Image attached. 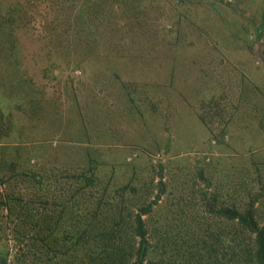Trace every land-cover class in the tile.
I'll return each mask as SVG.
<instances>
[{
	"label": "rangeland",
	"instance_id": "1",
	"mask_svg": "<svg viewBox=\"0 0 264 264\" xmlns=\"http://www.w3.org/2000/svg\"><path fill=\"white\" fill-rule=\"evenodd\" d=\"M54 1L57 6L53 0H1L21 9L23 20L16 29L20 81H31L28 93L45 110L42 119L2 102L0 179L12 173L15 162H22L19 169L29 162L36 168L80 170L86 162L83 147H90L102 164L113 163L118 171L126 165L119 174L115 171L120 182L132 175L141 180L142 201L156 194L162 167L168 190L145 218L166 231L159 240L170 236L171 250L173 240L200 237L210 223L221 230L219 218L205 212L201 203L207 182L199 170L213 179L212 191L219 188L218 170L226 168L228 181L221 190L243 203L264 186L259 183V174L264 175V26L257 35L264 22V0H192L197 4L190 11L179 9L185 23L177 44L164 36V25L177 30L174 2L156 0L143 13L151 19L145 16L129 27L128 38H117L119 29L105 38L112 40L93 45L73 39L66 21L51 29L57 9L71 17L76 13V3L59 6ZM4 7L0 5L1 12ZM145 22L152 23L143 26ZM189 38L195 44L191 48ZM115 43L124 49H116ZM71 106L77 117L95 118L94 124L88 121L87 131L94 133L87 144L80 137L58 134ZM54 110L59 113L46 121ZM58 122L61 127H56ZM10 182L16 195L27 198L31 193L21 175ZM2 188L6 191L7 186ZM257 205L264 209V196ZM157 244L158 252L165 253L166 246Z\"/></svg>",
	"mask_w": 264,
	"mask_h": 264
},
{
	"label": "trees",
	"instance_id": "2",
	"mask_svg": "<svg viewBox=\"0 0 264 264\" xmlns=\"http://www.w3.org/2000/svg\"><path fill=\"white\" fill-rule=\"evenodd\" d=\"M155 1L57 0L59 6L76 3V13L75 17H71L57 9L50 22L53 25L51 29H58L57 24L66 21L72 34L76 35L73 39L88 45L99 40H112L105 38L109 34L115 35L119 29L122 32L117 38L125 40L131 35L129 27L136 22L142 23L145 16L147 20L151 19L143 13L155 7ZM173 2L176 17L172 23L177 30L175 32L164 25V36H169L166 39L177 44L181 38L179 29L185 23L180 10L186 8L190 11L197 2ZM0 5H5L4 11H0V118H4L2 102L5 101L15 103V109L26 111L29 115L32 112L41 114L43 119L45 108L27 90L31 81H20L22 56L16 43V29L23 20L21 9L1 0ZM212 6L218 7L215 2ZM150 23L145 22L143 26ZM263 26L264 22L257 29L258 37ZM188 40H191L188 47H193L192 39ZM114 47L124 49L123 45L116 43ZM53 63L56 62L49 65ZM130 97L138 103L133 94ZM73 111L71 106L68 116L60 113L62 117L67 116V124L58 134L69 136L72 140L80 137L87 144V138L94 133L92 128V131H87L88 121L90 119L94 124L95 118L90 117L86 121L85 115L79 118ZM58 113V110L49 113L46 121ZM201 119L206 123L204 117ZM60 123L56 127H61ZM88 143L91 144L90 139ZM83 149L86 162L80 170L64 171L56 167L47 168L46 165L36 168L29 162L26 169H19L22 162H15L11 165L12 173L0 179V230L4 229L0 235V264H264V209L257 205L264 196L263 185L262 191L251 193L246 203L239 202L231 197L230 191L221 190L223 183L228 181L224 180V176L227 179L228 175H224L226 168L218 170L216 185L219 188L212 191L208 188L213 186V179L205 176L204 170L200 169V177L207 182V188L201 193V203L205 212L219 218L221 230L216 231L210 223L204 227L205 234L200 237L193 235L188 241L183 238L180 243L177 239L173 240L171 250L170 236L159 240L166 231L160 230L162 228L156 224L149 225L145 218L168 190L162 167L158 171L156 194L150 201H142L139 193L141 180L132 175L120 182L115 173L119 174L127 168L126 165L118 171L113 163L111 167L107 163L102 164L93 148ZM16 170L21 171L16 173ZM17 175L31 185L27 198L16 195L10 189L11 178ZM263 182L264 175L260 173L259 183ZM2 185L7 186L6 191L2 190ZM130 203L138 207L134 209ZM6 217L10 221L3 219ZM157 242L166 246L165 253L158 252Z\"/></svg>",
	"mask_w": 264,
	"mask_h": 264
}]
</instances>
